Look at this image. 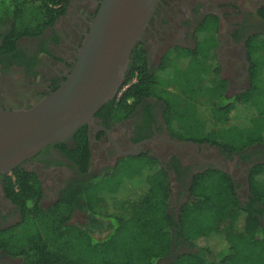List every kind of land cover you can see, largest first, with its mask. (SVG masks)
Segmentation results:
<instances>
[{"label": "trees", "instance_id": "1", "mask_svg": "<svg viewBox=\"0 0 264 264\" xmlns=\"http://www.w3.org/2000/svg\"><path fill=\"white\" fill-rule=\"evenodd\" d=\"M68 3L0 0V27L11 23L2 35L0 56L8 55L10 64L27 66L31 72L35 62L23 53L21 57L16 42L41 36L64 14ZM259 16L264 18V8ZM216 25L208 18L196 31L194 50L167 52L154 71L147 68L142 46L136 45L121 89L135 74L136 82L95 116L108 112L118 121L142 98L158 97L166 104L163 115L168 131L178 140L209 144L228 154L264 146V36L246 42L249 91L226 98L225 82L216 80L217 72L211 67ZM200 92L212 93L205 103L207 111L203 110L210 113V119L204 113L205 122L197 113L202 105L195 101ZM70 138L74 148L67 152L86 176L91 157L87 127L78 128ZM9 175L8 197L22 210V221L0 231V250L21 258V264H160L174 238L191 250L168 264H264V163L249 169L248 196L241 200L229 176L213 169L196 174L190 198L179 207L177 217L168 212L167 171L144 155L122 160L117 168L98 176H86L45 209L40 206L41 185L34 174L17 168ZM125 181L133 183L123 186ZM75 212L87 216L85 227L70 224ZM103 225L105 231L97 237L95 230Z\"/></svg>", "mask_w": 264, "mask_h": 264}, {"label": "flooded vegetation", "instance_id": "2", "mask_svg": "<svg viewBox=\"0 0 264 264\" xmlns=\"http://www.w3.org/2000/svg\"><path fill=\"white\" fill-rule=\"evenodd\" d=\"M100 2L101 0H69L64 14L41 36L21 38L16 42L21 57L23 53L27 56L25 59L30 57L33 63L35 62L31 72H28L27 66L16 67L10 64L8 55L0 56V81L4 86L0 90L6 92L5 98H2L4 95L0 96V108L11 110L20 107L11 91L14 90L9 81L11 72L26 81L42 76L41 82L44 83L45 89L44 92L41 91L43 95L52 92L55 85L65 80L75 62L82 37L88 31ZM262 8L264 0H159L153 17L138 43L145 51L147 68L154 71L160 66L163 56L171 50H194L197 45L196 31L208 18H212L216 20L217 25L216 47L211 67L213 72H217L216 80L225 82L223 95L226 98H234L238 94L248 92L246 87L250 88L251 85L246 42L256 35L264 36V18L259 16ZM10 27V22L0 27V44L2 35ZM42 61L47 66L45 71L40 67ZM46 71L51 75L44 74ZM215 75L212 77L215 78ZM135 82L136 74L126 84L129 85L127 88ZM124 87L116 99L127 89ZM34 88L40 89L39 86ZM169 91L174 90L171 88ZM25 105L27 104L24 103L23 106ZM165 108L164 101L149 96L142 98L127 117L118 121L107 115L108 112L100 116L94 115L93 127L85 125L91 153L86 176H98L117 168L122 160L144 155L155 159L167 171L169 200L172 198L180 201L175 213L169 212L173 202L168 203V212L175 214V217L179 207L190 198L192 178L209 169L229 176L236 185L235 193L238 198L237 190L245 189L246 193L239 198L245 199L248 196L249 169L255 164L264 163V146L255 145L240 154H228L209 144L178 140L171 136L165 124ZM70 137L58 142L64 147H57V143L52 144L19 167L34 174L39 180L42 191L40 206L44 209L54 204L69 186L86 178L79 172L67 152V149L74 148ZM7 176L10 175L0 176V231H9L19 226L22 221V210L12 202L10 196L8 197ZM87 222L88 218L82 227H85ZM103 229L105 225L95 232ZM190 250L181 239L174 238L170 253L159 262L168 264L179 254ZM21 263V258H12L0 250V264Z\"/></svg>", "mask_w": 264, "mask_h": 264}, {"label": "water", "instance_id": "3", "mask_svg": "<svg viewBox=\"0 0 264 264\" xmlns=\"http://www.w3.org/2000/svg\"><path fill=\"white\" fill-rule=\"evenodd\" d=\"M158 2L101 0L59 87L30 105L0 108V176L12 173L78 128L93 127L94 115L117 97L131 53Z\"/></svg>", "mask_w": 264, "mask_h": 264}, {"label": "rangeland", "instance_id": "4", "mask_svg": "<svg viewBox=\"0 0 264 264\" xmlns=\"http://www.w3.org/2000/svg\"><path fill=\"white\" fill-rule=\"evenodd\" d=\"M24 44H28V43L24 42ZM45 65H46L45 62H43V61L40 64V67L42 68L43 71H45V67H47ZM44 74L51 75L50 72H48V71H46ZM41 79H42V76L35 77V78L31 79V80H27L26 81V80H24L23 77L22 78L18 77L15 72L14 73L13 72L10 73L9 81H10V84L13 85V87H14L13 88L14 90H11V91L14 93V96L16 97V101H18V103H20L18 105L20 107H18V108H21V104H22V106L24 105V103H26L27 105H30L33 102L39 100L40 98H42L44 96L43 93H42L45 90L44 87H43L44 83L41 82ZM41 83H42V85H41ZM37 86L40 87L39 90H37L38 88H34V87H37ZM6 87L7 86L5 85V88ZM248 87L249 86H247L246 89H248V91H249L250 88H248ZM3 88H4L3 83H2V81H0V89H3ZM5 93L6 92L0 90V96L4 95V96H2V98L6 97ZM41 93H42V95H41ZM175 93H177V91ZM210 95L212 96V93L208 92V93L205 94V93H201L200 92V94L196 95V97L194 96L195 97V101L202 105V107L197 111V113L199 114L198 115L199 119L201 121H203V122H205V120L203 118L205 112H203V110L207 111V107L205 106V103H207L206 101L210 97ZM27 105H25V106H27ZM190 111H191L190 115H193L194 112L191 109H190ZM205 117H207V119H210V113L206 112L205 113ZM201 132L199 131V133H201ZM199 133H197V135H200ZM203 133H205V131H203L201 134H203ZM125 183H131L132 184L133 181H130V182L129 181H125V182H123V186H124ZM172 184H173V181H172ZM237 193L239 195V198L240 197L242 198L243 195L246 193V190L245 189L237 190ZM172 202H173V206L169 209V212L170 213H175L176 208L178 207V204L180 203V201H178V199L173 200L171 198L170 199V204H172ZM86 221H87V216L84 213L76 212L75 214H73V216L71 218V221H70V224L78 225V226L82 227L83 225H85ZM16 231H19V229H17ZM104 231H105V229H103V230H101L99 232H96L95 235L97 237H100L103 234ZM159 263L160 264H165V263H161V262H159Z\"/></svg>", "mask_w": 264, "mask_h": 264}, {"label": "built area", "instance_id": "5", "mask_svg": "<svg viewBox=\"0 0 264 264\" xmlns=\"http://www.w3.org/2000/svg\"><path fill=\"white\" fill-rule=\"evenodd\" d=\"M133 81H135V79H133ZM127 86H129V85H126V86L124 87V89L127 88Z\"/></svg>", "mask_w": 264, "mask_h": 264}]
</instances>
